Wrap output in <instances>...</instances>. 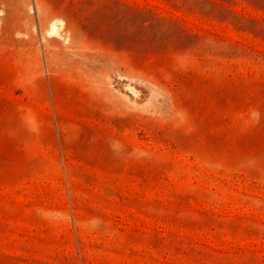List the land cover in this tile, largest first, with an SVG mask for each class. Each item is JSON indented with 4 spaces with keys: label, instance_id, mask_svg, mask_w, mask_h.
Instances as JSON below:
<instances>
[{
    "label": "rangeland",
    "instance_id": "374dc122",
    "mask_svg": "<svg viewBox=\"0 0 264 264\" xmlns=\"http://www.w3.org/2000/svg\"><path fill=\"white\" fill-rule=\"evenodd\" d=\"M0 264H264V0H0Z\"/></svg>",
    "mask_w": 264,
    "mask_h": 264
}]
</instances>
